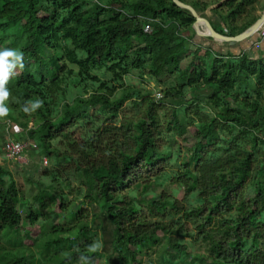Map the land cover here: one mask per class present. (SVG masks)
<instances>
[{"label":"trees","instance_id":"trees-1","mask_svg":"<svg viewBox=\"0 0 264 264\" xmlns=\"http://www.w3.org/2000/svg\"><path fill=\"white\" fill-rule=\"evenodd\" d=\"M181 1L202 16L210 9L213 27L229 36L251 27L264 2ZM195 21L174 0H0V50L23 53V67L5 84L3 117L54 161L41 171L53 191L38 182L40 207L57 215L87 205L60 230L78 229L84 238L62 264L103 257L92 205L113 224L120 264H140V252L161 236L205 244L201 259L210 264H264V56L187 48L185 32H195ZM133 71L161 86L162 97L126 84ZM89 81L96 89L73 97ZM163 180L181 187V196L153 191ZM23 192L0 164V237L38 220L32 210L23 213ZM174 246L187 256V245Z\"/></svg>","mask_w":264,"mask_h":264},{"label":"rangeland","instance_id":"rangeland-1","mask_svg":"<svg viewBox=\"0 0 264 264\" xmlns=\"http://www.w3.org/2000/svg\"><path fill=\"white\" fill-rule=\"evenodd\" d=\"M264 11V2L259 4L256 13L261 15ZM213 13L210 9L205 12L206 18L212 17ZM264 25V24H263ZM262 25V26H263ZM261 26V27H262ZM195 30V29H194ZM260 29L257 33L253 34L251 37L241 41V44H245V49H247L246 45L250 39H259ZM13 32L15 34L21 33L20 26H16L13 28ZM185 45L187 48H195L196 45L203 46H211V48L216 49L218 51L225 50L226 43H222L213 39H210L206 36H200L192 30L185 32ZM258 42V41H257ZM237 49V48H236ZM4 49H1L2 51ZM248 51V50H247ZM251 51V50H249ZM251 53V52H250ZM61 55V53H59ZM257 54H254V56ZM71 67L77 71V66L71 65ZM18 66L15 69H17ZM75 75V74H74ZM126 84H135L139 85L144 89L145 92H151L153 96L156 98H161L162 93L160 92L161 86H157L154 81L147 77H141V75L133 71L131 74L127 75L124 78ZM125 84V85H126ZM98 86L97 83H93L89 81L85 86H79L77 89H73L72 94L73 97L76 95L90 93L96 89ZM163 87V86H162ZM190 100V98L188 97ZM11 122V132L7 131V124ZM24 132L21 127L14 121H10L8 118L0 116V154L3 153L2 146L6 139V137H11L15 140L23 141L21 136H24ZM30 149H26L25 156L28 159L26 161H14L6 160L5 167L9 169L12 177L18 182L24 185L23 192V200H22V211L24 214H28L31 210L39 216L38 220L34 221V225L24 226V229L21 233L14 232L13 230L10 232L6 230L3 231L0 238L2 241L6 243H0V263H4V261H8L10 259H14L17 257H22L23 262L21 264H62L63 258L66 255V252L72 246V243L82 242L84 240L78 233V229H74L67 233L61 232V228L70 227L73 224L74 213L81 207H86L85 202H80L79 206L76 204H72L69 210L66 212H61L59 214H55L54 210L47 208L42 209L41 201L37 196L38 191H40V187L38 182L47 187L51 188L53 191V187L49 178L43 177L41 175L42 168L52 167L54 164L53 159L44 156L42 153H38L35 151L37 148L34 141H29ZM36 147V148H35ZM1 157V155H0ZM185 157V156H184ZM5 158V157H4ZM186 158V157H185ZM3 163V161H2ZM162 186H155L153 191L158 192L160 189H165L172 193V195L180 197L182 194V188L179 186H174L168 180H163ZM259 183L264 185V173L259 178ZM77 181H73V185H77ZM66 192L69 191V188L65 189ZM69 198L76 199L75 193L69 194ZM92 209L97 213V219L95 220V224L101 226L103 240L101 252L103 257L99 264H120L119 257L115 248L113 247V224L107 217L106 211L101 209L98 206L92 205ZM56 225V228L53 230L52 226ZM64 237L63 242H54V240L59 237ZM10 239V240H9ZM70 239V241L68 240ZM30 243H33L32 245ZM48 243H62V244H52L51 246ZM65 243V251H62V247ZM175 243H183L187 245V256L183 254V252L179 251L175 248ZM48 245V246H47ZM93 249L91 250V252ZM189 253V254H188ZM205 244H191V240L185 236H172L170 238L167 237H159L158 244L156 246H152L150 249H143L140 252V264H184L196 258L198 264H210L208 261H203L201 256L207 255ZM75 264H84L83 262L75 263Z\"/></svg>","mask_w":264,"mask_h":264},{"label":"water","instance_id":"water-1","mask_svg":"<svg viewBox=\"0 0 264 264\" xmlns=\"http://www.w3.org/2000/svg\"><path fill=\"white\" fill-rule=\"evenodd\" d=\"M176 5L181 8L188 9L196 18V21L193 25L196 33L200 36L211 37L213 40L228 43L230 46H235L238 42H241L253 34L257 33L261 26L264 24V11L260 15L259 19L248 29L243 31L242 33L229 36L222 33H219L212 25L210 20L201 15L192 5L187 4L181 0H174ZM2 161V157H0V162Z\"/></svg>","mask_w":264,"mask_h":264},{"label":"clouds","instance_id":"clouds-1","mask_svg":"<svg viewBox=\"0 0 264 264\" xmlns=\"http://www.w3.org/2000/svg\"><path fill=\"white\" fill-rule=\"evenodd\" d=\"M23 53L14 49H4L0 51V102L8 96V90L5 84L8 80L9 73L17 66L23 67ZM33 109L39 107V101L32 105ZM25 108L24 111H28ZM8 109L0 103V116L7 115Z\"/></svg>","mask_w":264,"mask_h":264},{"label":"built area","instance_id":"built-area-1","mask_svg":"<svg viewBox=\"0 0 264 264\" xmlns=\"http://www.w3.org/2000/svg\"><path fill=\"white\" fill-rule=\"evenodd\" d=\"M260 37L264 38V25L260 28V31L258 33ZM10 124H8V131L11 132ZM28 142H21L19 140H15L11 137H8L5 142L3 143V154L4 157L9 160L14 161H26L27 156H25V151L28 147Z\"/></svg>","mask_w":264,"mask_h":264},{"label":"crops","instance_id":"crops-1","mask_svg":"<svg viewBox=\"0 0 264 264\" xmlns=\"http://www.w3.org/2000/svg\"><path fill=\"white\" fill-rule=\"evenodd\" d=\"M210 39H212V38H210ZM240 43L241 42H238L235 46H230V45H228V43H226V47L224 48L225 50H223V51L220 50V52L221 53H226V52H228L230 50V51H233L234 53H239V52H241V50H245V51L248 50L247 52H249V53L251 52L250 54L253 57L264 56V38L263 37H260L259 39H255L253 37V39H250L249 42H248V45H246L247 49H245V44L239 45ZM249 50H251V51H249ZM254 54H257V55L254 56ZM7 138H8V136L6 137V139ZM0 155H1L2 161H3V163L1 161L0 164H4L5 165V162L4 161H6V160L9 162V159L4 158V154L3 153L0 154ZM0 243H6V242L0 240Z\"/></svg>","mask_w":264,"mask_h":264}]
</instances>
